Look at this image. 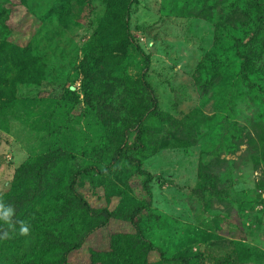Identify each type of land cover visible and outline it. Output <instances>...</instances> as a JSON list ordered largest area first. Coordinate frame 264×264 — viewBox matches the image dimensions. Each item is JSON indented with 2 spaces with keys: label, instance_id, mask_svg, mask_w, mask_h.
Here are the masks:
<instances>
[{
  "label": "rangeland",
  "instance_id": "rangeland-1",
  "mask_svg": "<svg viewBox=\"0 0 264 264\" xmlns=\"http://www.w3.org/2000/svg\"><path fill=\"white\" fill-rule=\"evenodd\" d=\"M193 1L211 16L187 0H0V203L26 193L23 164L60 152L63 170L96 169L77 186L88 216L117 217L65 264H264V47L246 79L238 0ZM65 189L19 215L27 234L0 220V264H63L46 231L91 226L58 222Z\"/></svg>",
  "mask_w": 264,
  "mask_h": 264
},
{
  "label": "trees",
  "instance_id": "trees-1",
  "mask_svg": "<svg viewBox=\"0 0 264 264\" xmlns=\"http://www.w3.org/2000/svg\"><path fill=\"white\" fill-rule=\"evenodd\" d=\"M187 3L189 4V6L186 7L188 14L195 15L197 14V12H200V14L207 16V18L211 16L205 15L208 12L204 11L203 8L196 6L193 0H187ZM238 3L239 6H241V19L243 20L241 26L243 32L245 33V35L241 39V46L250 50H254L252 53L251 51H249L248 53H241L242 59H244L243 61L245 64L244 69H248V72L245 75L246 78L247 76H249V73L253 70H249L248 64L251 62V59L254 56H258L256 52L264 47V0H238ZM122 4L123 3H120V7L116 8L118 10L121 9L123 12H128V7ZM117 6H119V4ZM25 60V70L27 71L32 70V68H34V70H38V66H41V60L37 57H26ZM90 62L89 59H86L82 63L83 74L85 76L82 88L88 103L92 105V100L95 96V92L93 90L94 85L91 82L92 75L90 74ZM6 78L7 75H1L0 84ZM248 78L249 77H247L246 79ZM250 85L252 87L255 86L256 88H260L261 90H263L260 87V82L258 80H252ZM145 87L147 90H151V85L149 82L145 83ZM151 99L156 105V98L153 96L151 97ZM161 121L163 123L165 122L163 118L161 119ZM142 141L144 142L143 139ZM59 155L60 152L49 153L23 164L17 170L14 181L16 186L27 185L26 193L24 195H16L11 197L7 200V203L9 207L14 209V214L11 217L13 225L16 228H20L22 222L20 220L19 215L23 211L30 210V208L33 207L36 202H39L38 200H41L44 195L47 194V192H51L52 190H54L57 185H65V192L67 194V211L66 215L61 216L58 222L69 221L71 223L72 220L77 218L79 219L81 217L82 223L86 222L87 224L91 225L83 235H79L78 239L73 242H67L63 240L61 235H57L51 230L46 231L43 237V245H45L44 249L53 246L64 247L65 250L61 251L60 259L63 264H65L68 256L71 253L78 251L83 246L86 239L91 235L90 233L94 231V226H98V228L105 227L110 221L117 217L113 212H110L108 210L103 211L101 214L97 213L96 218L94 219L88 216L85 211L87 208H85V204L86 206H88V204L85 202V199L77 193V186L81 178L91 175V173H93L96 169L95 167H89L86 169H76L73 173H71L69 169L63 170L56 163L57 159L60 158ZM136 161L138 169L142 171V162L139 160ZM148 175L149 177L145 183L146 188L149 186L150 183L153 182V176L150 174ZM143 208L144 207L139 206L135 214L129 217V221H131L134 226L139 225L140 221L138 219V214H140L144 210ZM8 233V229H2L3 237L7 238ZM181 262H183V264H191V261L187 258H182Z\"/></svg>",
  "mask_w": 264,
  "mask_h": 264
},
{
  "label": "clouds",
  "instance_id": "clouds-1",
  "mask_svg": "<svg viewBox=\"0 0 264 264\" xmlns=\"http://www.w3.org/2000/svg\"><path fill=\"white\" fill-rule=\"evenodd\" d=\"M13 212V208L0 203V220L4 221L5 223H8L11 217L13 216ZM19 230L21 234H27L28 227L24 223H21Z\"/></svg>",
  "mask_w": 264,
  "mask_h": 264
}]
</instances>
